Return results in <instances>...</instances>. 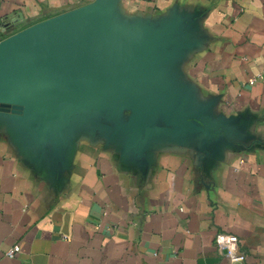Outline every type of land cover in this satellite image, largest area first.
<instances>
[{"label":"crops","instance_id":"obj_1","mask_svg":"<svg viewBox=\"0 0 264 264\" xmlns=\"http://www.w3.org/2000/svg\"><path fill=\"white\" fill-rule=\"evenodd\" d=\"M86 8L143 43L136 88L168 116L136 143L132 111L75 106L55 140L10 95L25 111L0 115V264H225L219 233L264 264V0H0V42Z\"/></svg>","mask_w":264,"mask_h":264},{"label":"water","instance_id":"obj_2","mask_svg":"<svg viewBox=\"0 0 264 264\" xmlns=\"http://www.w3.org/2000/svg\"><path fill=\"white\" fill-rule=\"evenodd\" d=\"M145 49L110 34L88 8L40 22L0 42V115L23 117L25 108L7 98H25L56 140L75 106L115 107L118 114L132 111L129 127L137 143L152 112L161 108L168 116L163 97L142 98L136 88Z\"/></svg>","mask_w":264,"mask_h":264},{"label":"built area","instance_id":"obj_3","mask_svg":"<svg viewBox=\"0 0 264 264\" xmlns=\"http://www.w3.org/2000/svg\"><path fill=\"white\" fill-rule=\"evenodd\" d=\"M217 248L227 259L225 264H243L246 255L240 249V242L237 236L227 233H219L215 238ZM21 251L20 246H13L6 252V256L14 258Z\"/></svg>","mask_w":264,"mask_h":264}]
</instances>
